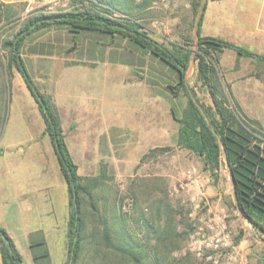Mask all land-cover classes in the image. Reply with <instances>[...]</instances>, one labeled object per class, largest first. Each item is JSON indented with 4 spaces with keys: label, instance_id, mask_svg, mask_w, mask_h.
Masks as SVG:
<instances>
[{
    "label": "rangeland",
    "instance_id": "1",
    "mask_svg": "<svg viewBox=\"0 0 264 264\" xmlns=\"http://www.w3.org/2000/svg\"><path fill=\"white\" fill-rule=\"evenodd\" d=\"M72 2L0 0V10L23 4L22 13L14 17L20 22L35 10H70ZM201 3H206L200 29L203 35L222 38L252 55L256 53L244 46L248 40H242L254 31V23L264 12V0ZM136 10L147 24L148 36L158 42L177 41L184 35L195 38L200 11L193 17L189 0H150L145 8ZM15 25L1 18L0 38L11 34ZM65 32L34 35L24 45L23 59L41 92L59 101L70 99L82 112L81 117L77 116L83 119L76 124L77 129L67 131V145L81 177H98L101 164L105 165L104 185L95 194L108 215L113 214V208L121 211L128 219L126 227L141 237L145 229L136 223L141 210L153 221L156 218V225L163 223L165 215L173 216L178 230L187 232L173 257L189 253L192 264H261L264 242L229 205L233 198L225 164L214 179L203 171L199 159L177 148V122L171 115V98L159 86L161 80L156 79L159 84L151 90L145 79L134 73L151 77L148 72L152 64L160 61L144 50L138 52L126 40L113 43L83 37L85 32L75 40L77 48L68 51L73 43L71 34ZM98 41H104V45ZM5 54L0 48V196L6 199L0 203V213H8L9 230L23 264H63L67 257L66 184L50 140L42 135L44 125L37 104L17 71L13 70L10 88L2 91ZM247 58L231 49L219 57L222 80L242 103L248 101V94L239 98L238 88L248 82L230 81L249 70ZM194 70V62H190L186 72L190 85ZM86 71H92V75ZM165 147L169 149L140 161L148 150ZM8 194L15 200H7ZM21 208L25 210L20 213ZM87 227L92 232L99 225L88 216ZM37 230L30 239L28 232ZM240 230H244L243 239L233 246V238ZM40 236L45 239L44 245L40 244Z\"/></svg>",
    "mask_w": 264,
    "mask_h": 264
},
{
    "label": "trees",
    "instance_id": "2",
    "mask_svg": "<svg viewBox=\"0 0 264 264\" xmlns=\"http://www.w3.org/2000/svg\"><path fill=\"white\" fill-rule=\"evenodd\" d=\"M149 2L73 0L70 10L29 13L20 22L12 15L3 17L0 13V19L16 24L11 34L0 38V48L6 52L2 65L6 78L2 91L10 88L13 70L17 71L37 104L44 125L42 135L50 140L66 184L67 257L63 264H192L193 258L189 253L180 258L173 257L187 234L185 230H178L173 216L165 215L163 223L156 225V218L153 221L141 210L136 217V223L145 229V235L141 237L126 227L128 219L121 211L113 208V214L108 215L95 194L104 185V164H101L102 172L98 177L83 178L78 174V166L68 149L55 104L51 96L41 92L32 81L23 59L26 42L34 35L45 32H69L73 45L68 51L77 48L75 40L80 32H85L83 37L89 35L113 43H124L126 40L136 46L138 52L144 50L162 62L154 64V59L150 58L154 65L148 72L151 77L144 78L134 73L138 78L145 79L151 90L159 84L156 79L161 80L162 85L159 86L170 96L171 115L177 122V148L199 159L203 171L211 178H218L223 163L228 165L230 185L233 187V199L229 205L234 211H240L243 219L264 242V132L257 121L243 113L219 72V57L225 49L246 56L252 54L222 39L201 35L206 6L201 0H189L192 16L200 11L195 38L184 35L167 43L152 39L148 36L147 24L136 14V8H145ZM98 42L104 45V41ZM191 58L195 70L194 82L190 85L186 72ZM155 73L157 76H154ZM168 149L152 148L142 155L140 161ZM88 216L99 225V228H92V232L87 229ZM36 233H30L29 238L32 239ZM243 234L244 230L236 234L233 246L242 241ZM40 244H45L43 236H40ZM0 256L2 264H23L22 255L1 227ZM261 262L264 264V259Z\"/></svg>",
    "mask_w": 264,
    "mask_h": 264
},
{
    "label": "crops",
    "instance_id": "3",
    "mask_svg": "<svg viewBox=\"0 0 264 264\" xmlns=\"http://www.w3.org/2000/svg\"><path fill=\"white\" fill-rule=\"evenodd\" d=\"M29 1H31V0H29ZM22 7H23V4L16 3L13 5L6 6L5 8H2V10H0V13H2L3 17H4V15H8V14L12 15V17H17L18 15H20L22 13L21 12ZM42 12H43L42 10H35V11L29 12V13L38 14V13H42ZM23 13L24 14L27 13V10H25ZM29 13H27V14H29ZM261 20H264V12L259 14L257 21L254 23V28H255L254 31L253 32L250 31V33L248 32L245 35V38L242 40V42H246L248 40L247 43H243L244 46L248 45V46H246V47H248V49L250 48L251 50H253V52H256V53H253L252 56H249V58H247L249 70L246 73L240 74L237 77H235V79L233 81H230L231 83L236 82V81L240 82L243 80L248 82V84L246 86H240L238 88V91L240 92V94H238L239 98H241L243 96V93L247 92L248 101L246 103H242L240 101V99H238L239 101H237L236 96L233 94L232 90L231 89L230 90H231L233 98L236 100V102L240 106L243 113L249 119L257 121L260 124L261 130L264 132V22H261ZM201 35L206 36V35H203L202 33H201ZM207 37H213V36H207ZM213 38H219V37H213ZM219 39H222V38H219ZM226 42H228V41H226ZM241 48H242V46H241ZM225 50H227V49H225ZM239 65H238V67H239ZM235 67L236 66H234V68ZM86 73L92 75V71H91V73H90V71H86ZM50 96H51L53 103L55 104L56 109H57L59 119L61 122V126H62V130H63V133L65 134V140H67V131L69 129L70 130H72V129L76 130L77 129L76 124L80 122V119H82V118H80L81 117L80 114L82 112L80 113L79 108L75 107L74 101L71 102L70 99L59 101L57 99V97H53L52 95H50ZM66 106H67V109L65 108ZM77 116H80L79 119ZM82 121H83V119H82ZM66 143H67V141H66ZM68 149H69L70 154H71V149L69 146H68ZM71 156H72V154H71ZM72 158H73V161L75 162L73 156H72ZM75 164H76V162H75ZM7 200L14 201L15 198L13 196H10V194H8ZM5 201H6V199L4 197L0 196V203H4ZM17 202H18V200H17ZM67 206H68V204H67ZM16 209L19 211L18 207H16ZM24 210H25L24 208H21L20 213H21V211H24ZM50 213L51 212L47 213L46 215H48ZM67 214H68V208H67ZM8 218H9V216H8L7 212H1L0 213V227L3 228L8 233V235L10 236V238L12 240H14V237H13L11 231L9 230V227H11V226L8 223ZM66 223H67V220H66ZM33 232H39V231L37 230V231H33ZM30 233H32V232H30ZM30 233L28 232V236ZM14 244L16 246L15 242H14ZM16 248H17V246H16ZM0 264H2L1 256H0Z\"/></svg>",
    "mask_w": 264,
    "mask_h": 264
},
{
    "label": "water",
    "instance_id": "4",
    "mask_svg": "<svg viewBox=\"0 0 264 264\" xmlns=\"http://www.w3.org/2000/svg\"><path fill=\"white\" fill-rule=\"evenodd\" d=\"M198 19H199V15H198V18L196 19L195 27L197 26ZM195 37H196V35H195ZM190 62H193L192 58H191ZM225 167H226V170L228 171L229 170L228 165H225ZM229 180H230V178H229ZM231 190H233V187H231ZM237 213H238L239 219H243V216L238 209H237ZM260 240L263 241L262 239H260Z\"/></svg>",
    "mask_w": 264,
    "mask_h": 264
},
{
    "label": "built area",
    "instance_id": "5",
    "mask_svg": "<svg viewBox=\"0 0 264 264\" xmlns=\"http://www.w3.org/2000/svg\"><path fill=\"white\" fill-rule=\"evenodd\" d=\"M54 2H58L60 0H53ZM161 1H169V2H172V3H176L178 0H161ZM226 245V244H224ZM215 247H217V245H215Z\"/></svg>",
    "mask_w": 264,
    "mask_h": 264
}]
</instances>
